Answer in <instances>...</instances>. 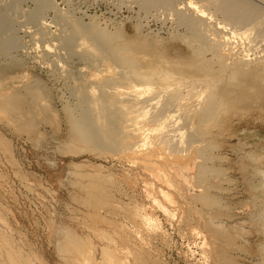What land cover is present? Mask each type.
Returning <instances> with one entry per match:
<instances>
[{"label": "rangeland", "instance_id": "374dc122", "mask_svg": "<svg viewBox=\"0 0 264 264\" xmlns=\"http://www.w3.org/2000/svg\"><path fill=\"white\" fill-rule=\"evenodd\" d=\"M10 1L11 6H13L12 9H15H13L14 11L11 9V16L8 18L7 28L9 30L11 25V29L9 31L4 29L0 32V83L7 87L6 93L10 95L13 91V87H9L8 85L10 83L15 84V79L16 81L21 80V82H19L20 85L39 81L40 91L43 94L41 98L44 97L45 100V104L43 105L45 109L44 113L48 115V113L51 114L52 112L53 116L51 114L48 117L52 116L50 118L53 119H49L48 122L37 125L39 132L45 134L44 139H42L40 133L37 135V133L30 134L25 131L17 132L14 131L12 126L7 125L8 123L15 122V120L27 117L26 115L28 114L25 113L23 107H17L15 110H8L4 117L0 118V132L7 139V142L0 139V264H73L68 259L62 258L57 250L58 244L64 242L65 238V242H68L67 239L72 234H78L79 237H84L86 246L92 244L94 254L91 256L95 264H110L106 259L108 253L103 254V256L100 253L103 246L113 249L122 261L125 260V264H139L132 250L142 251L140 245H145V250H147L148 253L150 252V254H148L144 251L143 254L146 258L143 257L142 260L145 262L147 261L149 264H264V258L261 259V263L259 262L260 254L264 255V236L262 234L258 235L254 228H252V225H250L254 219L263 218L264 212L262 213L261 211L259 214L258 210H256V206L252 203L251 188L247 180L248 173L253 175H258L259 173L245 172L243 170L244 168L239 164L242 158L250 157V154L246 153L249 150V144L252 143L254 151L259 154L262 153L259 152V150L264 151V110L257 108L262 101L258 100L253 103L245 100L241 104L235 103L230 105L229 103H225L226 106H221L222 97L219 94L216 98L217 100H215L214 107L208 109V106L207 108L204 106L205 109L204 112H202L203 109L201 110L200 108L206 103L202 100L203 96H201L202 99L200 101L195 99L192 102L188 101L189 103H186L190 104V106L185 104V106L189 108L188 110L181 108V110L174 112V118L176 117L177 120H179L181 117L177 126L185 125L184 128H187L184 134L186 137L184 138L191 136L190 139L196 138L204 141L203 144L205 143L201 145V147L205 149V157L204 159H198L196 163L203 164L206 170H209L210 176L208 180H203L200 186L196 183L193 191L202 193V196H205L206 186L216 180L213 183V187L210 188L211 190L209 193H214L215 195H212L213 197L211 198L216 197V195H219L217 197H220V200L221 197L223 198V200H221L222 203L216 201L219 203H217L218 205L221 204L222 211H219L220 206L215 204L211 208L219 209V212L212 209H209V212L211 214L216 213L217 215L219 213L221 220L225 221V223L222 224L225 225L224 227H228V229H231L229 227L253 229L249 232L250 237L248 235L245 236L246 240H244L243 237H238L239 243H241L240 247L238 244L233 243L231 246V240L228 241V243L226 242L227 246L225 249L227 250L228 259H222L219 263L217 261L214 262L213 259L211 260L209 253L206 252L207 248H205L204 256L207 259L210 258L209 260L211 261L209 262L208 260L207 262V259L202 255V249H200L202 239H194L188 232L191 230V227L195 226V222L185 217L182 219L183 221L179 220L182 218H180L181 212L186 211L185 209L175 207L176 210L172 211V214L175 215L171 216L175 221L172 220L173 222H171L170 220L167 221V218H165L163 214H158L159 212H154L153 209L150 210V208H148V206L150 207L153 204H148V200L145 198L146 193L143 191L144 186L142 184L133 183L136 178L134 177V179H132L135 175V169L133 168L134 162H129L127 158L116 160L113 157L114 155H111L113 152L112 150L111 153L107 149L101 152L98 151L100 154L102 153V155H100L91 148V145H88V147L87 143L84 144L85 146L81 143H76L77 146L81 144L82 150L85 149L80 153L79 150L76 149L77 147H72L74 143H70L71 148L66 145V143L70 142L69 134L74 122L73 118H76V120L79 119L77 122H80L87 111L90 112L91 108L93 110V103L89 105V102L93 99L92 95L94 92L88 87V82L86 81L87 83H85L80 77L86 73L88 74L91 68H95L94 64L91 65V63L88 62L89 58L90 60L96 61L95 57H101L99 55H102V53L98 55L96 51H93L94 49L90 51L92 47L90 50H87L89 48H87V46H89L87 44H89L90 41H92V44L94 41H97L95 37L99 38V36H101L102 38V36H105L102 38L104 42L105 38L109 39L110 37V40H113L111 43L113 44L114 42L113 46H121L126 44L125 42L127 41H130V43L132 42L131 44L133 45L131 46L141 43L146 47L145 49L150 52L160 53V55L163 53L162 57H157V60L188 59L194 65L189 67L185 73H176L175 76H177V79H182L183 82L186 81L184 82L185 84L189 83L188 85H190L194 83L199 89L205 81L215 83L219 78L220 80L223 79L222 81L232 79V83L236 81V78H238L237 76H245V73H238V66L241 67V69L239 68L240 70H245L247 67L245 62L254 64L264 60V0H247L253 5L255 4L258 9L255 18L256 28L254 27L251 29V33H249L251 36L249 38L250 40L246 37L241 40L240 37H238L232 38V41L226 40L225 35H230L228 32L236 25L233 23L231 24L226 16H223L225 13L219 9L218 6L222 3V0H210L208 5L205 6L202 4L201 0H197V4H201L200 6L205 12L210 13L206 14V17L202 16L203 19L195 12L196 10H193L194 8L192 9V7H188L186 4H179L180 6H177L178 9H173L169 7L167 3L161 4L154 0H147L146 2L144 0H0V8L7 4L10 5ZM44 1L47 3L49 2L48 5H46V2V4L43 3ZM17 2H20L17 4L18 6L16 5ZM217 2L221 3L217 4ZM14 3L16 6H14ZM44 5L45 7L43 8L42 6ZM36 8L41 14L38 13ZM35 12H37L36 14L39 16H35ZM195 18L202 19L203 21L206 19L204 25L207 27L205 29L208 30L202 28L200 30L201 33L200 31H196L199 33L198 34L194 31L193 34V30H190V28H192L190 25H192V21H194ZM43 20L48 22V27L41 28L39 22ZM82 31H84V33ZM90 33H92L91 38H94V41L89 38ZM49 34H52V37ZM83 34L84 36L89 34V36L87 35L88 37H84ZM197 34H201V37L197 36ZM48 35L50 37H47L49 40L54 38L46 44L44 39L45 36ZM214 35L215 37H213ZM67 38H69L68 40L70 41V51H68L70 48L65 47V49L63 47L64 44L61 42L62 39L66 40ZM197 38L200 39L198 40ZM72 39L76 41H74L75 44H72ZM224 39L227 42L224 41ZM78 42H82L83 44L85 42V44L82 45L80 43L79 46ZM111 43L106 45L111 46ZM225 43L230 44L233 50L230 46L228 49L226 48V52L224 48L226 47ZM48 44H50V46ZM104 45L105 43H103L100 48L104 50V57L109 58L113 54L110 50L112 47L109 46L108 48V46H106L105 50V47H103ZM208 46L215 47L218 54L212 52ZM221 46L223 48H221ZM79 48L85 51L82 50L81 52ZM194 50H199L200 52L202 50L205 51H203V54L198 55ZM78 52L82 54L78 55ZM83 52L88 53V56ZM94 53H96V55H93ZM207 57L208 59H206ZM79 58H81V61L78 60ZM206 63L208 64L206 65ZM234 63L237 66L233 65ZM164 65L171 67L168 64ZM209 66V69L213 71L211 70L210 72V70L207 69ZM211 66H213V68H211ZM222 66L226 67V70L222 71L223 73H219ZM100 67L105 68L106 66L101 65ZM103 68H101V70ZM231 68L233 69V73L230 72ZM234 69L237 70L235 71ZM176 71L178 70L175 69L172 73ZM259 72L262 74L252 73L251 76H264V70H259ZM208 73L210 75H208ZM106 74L107 72L105 71V75ZM34 75L37 78H35ZM231 76H234V78ZM85 77L82 79L86 80ZM118 77L119 75L116 78ZM32 79L34 80L32 81ZM101 79V82L95 83L96 86L100 83L103 85V79H107V76ZM197 81L202 83H200L201 86L199 83L197 84ZM85 84H88L87 90L92 92L85 90ZM101 84L99 86H102ZM79 86L85 89L82 90ZM189 88L182 87L184 91L189 90ZM168 90L169 89L160 87L156 89V93L154 92V94H152V96L157 95L156 98L151 99L149 101L150 103L148 102V109L150 111H156L158 109H154V107H160L159 109H161L163 97L166 99V95L162 94L159 97L158 95L161 93H168ZM95 92V96L101 93L99 90ZM109 92H113L111 89L108 90L107 96L110 97L112 94H109ZM84 94H87V97ZM88 94H91V96L88 97ZM116 97L117 96H114L111 103L116 101ZM153 100L155 101L154 103ZM151 103L153 106L155 104V106H150L152 105ZM37 104L38 103H35L38 108L39 104ZM197 104L201 106L197 108ZM86 105L88 107L90 106L89 109ZM247 105L249 106L247 107ZM175 106L176 103L172 105V110L174 111L177 109ZM192 107L198 110L195 111ZM205 110H208L206 114H204ZM184 111L186 113H184ZM118 113H116V115ZM201 113L204 116L201 115ZM190 117L193 118L192 121ZM192 124L194 127L191 126ZM23 125L24 123L22 126ZM59 126L60 130L57 129ZM132 129L133 128L125 130L123 135L132 134L133 136L135 131ZM183 130L184 129L181 131ZM175 137L176 139L177 137L179 138V136ZM37 138L39 140H37ZM68 139L69 141H67ZM129 140L136 142L137 139L134 140V138L130 139L129 137ZM72 148L77 152L74 153L73 151L72 153V151H70ZM103 156H106L107 159ZM77 163L85 164L86 166L78 167L76 165ZM218 175L219 177L216 178ZM89 180H91V182ZM88 183L94 184L95 186L93 188L97 190H101L102 188L104 192L101 190L103 193L101 198L103 200L105 197L106 201L109 202L103 200V204L93 210V203L90 205L87 202ZM176 200L178 201V199ZM201 203L202 201L198 200L195 206L200 208ZM88 205L90 207H87ZM144 206L147 207L148 212L151 211L150 214H152L155 219L157 218L160 223L159 225L164 231L166 230L164 235L157 236V233L155 234L151 228L144 227L140 222V218L134 215L136 212L135 209L138 207L144 208ZM94 211L97 215L96 218L90 214L92 212L94 215ZM226 215L228 216L226 217ZM179 221L181 222L179 223ZM188 221L191 223L190 225L187 223ZM239 230L241 231L242 229ZM231 233L233 235L236 234L234 230L231 231ZM133 234L136 235L133 236ZM138 234H141L139 235L141 238L137 236ZM8 241H10L9 243L11 244L13 243L14 247L16 246L15 249L21 246L19 247L20 251L21 248L23 249L21 255L25 254L23 256H27L24 257L26 258L25 260H20V258L16 259L12 255L8 247ZM135 241L136 244L134 243ZM120 248L122 249L120 250ZM214 256H216V254ZM202 257L206 261L202 259ZM128 260H130V263ZM153 260L157 263H152ZM74 264L82 263L77 260Z\"/></svg>", "mask_w": 264, "mask_h": 264}, {"label": "bare ground", "instance_id": "6f19581e", "mask_svg": "<svg viewBox=\"0 0 264 264\" xmlns=\"http://www.w3.org/2000/svg\"><path fill=\"white\" fill-rule=\"evenodd\" d=\"M15 1H21V0H15ZM144 1L146 2L147 0H144ZM154 1L155 2L158 1L161 4L167 3L169 5V7L173 8V9H175V8L178 9L177 6L179 4L180 5L186 4L188 7H192V9L194 8L193 10H196L195 12L198 15H200V18H202V19H203V17H206V14L209 13V12L208 13L205 12V10L200 6L201 4L200 5L197 4V2H196L197 0H195V1L194 0H154ZM201 1H202V4L205 6V5H208L210 0H201ZM212 1H214V0H212ZM217 1H219V0H217ZM45 2L46 1H44L43 3H45ZM215 2H212V3H215ZM221 2H220L221 4L218 2H217V4H220L218 6L219 9L222 10L223 13H225V15H223V16H226V18L231 22V24L233 23L234 25H236L233 28H231L230 32H228V33H230V35H228V36L225 35L226 36L225 39L229 40V41L232 38L234 39V38H238V37H240L241 40L244 37L249 39L251 37L249 34V33H251V29L254 27L256 28V22H255L256 19L255 18H256V15L258 13V9L256 8L255 4L253 5L250 1H247V0H222ZM18 3H20V2H17L16 5ZM48 3L46 5H48ZM151 3H153V2H151ZM16 5L14 3V6H16ZM12 7L13 6H11V1H10V5L7 4L6 6H3L2 8H0V32H2L4 29H7L6 31H9L11 29V25H10L9 30L7 28V25H8V18L11 16L10 12H11ZM42 7L44 8L45 5ZM48 7H50V6H48ZM168 9H170V8H168ZM42 10H44V9H42ZM174 11H176V10H174ZM36 13L37 12H35V14L34 13L33 14L35 16H39ZM38 13L41 14V12H39V10H38ZM179 13H180V11H179ZM67 14H68V12H67ZM258 15H260V14H258ZM261 18H262V16H261ZM202 19H196L195 18V20L192 21V25H190V27H192V28H190V30L191 29L193 30V34H194V31L196 32V31H200L202 28L203 29L207 28L206 25H204L206 19H204L205 21H203ZM33 21H35V20H33ZM260 23H261V21H260ZM39 24H41V28L48 27V22L45 20L40 21ZM222 27H224V26H222ZM205 30H208V29H205ZM82 32L84 33V31H82ZM196 33H198V32H196ZM200 33H201V31H200ZM91 34L92 33H90V37H89L90 39H92ZM198 34H197V36L201 37V34L200 35H198ZM49 35L51 36L52 34H49ZM49 35L45 36L44 41L46 44L48 42H50V40L52 41V39L54 38L53 37L49 40L47 38V37H49ZM87 35L89 36V34H86V36ZM94 35H96V34H94ZM71 36H70V39H71ZM83 36H84V34H83ZM86 36H84V37H86ZM104 37L102 36V38H104ZM213 37H215V35ZM95 38L97 39V41H96L97 43L94 41L95 39L93 38L92 39L94 41L93 44H92V41H90L89 44H87L89 46L86 45L87 48L89 47L87 50H90V48L92 47L90 51H92L94 49L93 50L94 52L96 51V53L98 55L100 53H102V55H99L101 57L97 56L98 58L95 57L96 61L90 60V58H89L88 62H90L91 65L94 64L95 68L94 67L91 68L89 70L88 74L87 73L84 74L86 77L83 75L86 80L82 79V78H84L83 76H81L80 79L83 80L85 83L88 82V84H89L88 87L90 88V90H92L94 92V94L96 93L95 92L96 90H99L101 93L99 95H96V96L92 93L93 99L91 101L90 100H88V101H90L89 105L91 103H93L92 104L93 110L91 108L92 111L91 110H90V112L87 111V113L84 115V118L81 119L80 122H77V120H79V119L76 120V118H73L74 122H73V125L71 128V132L69 134L70 142L66 143V145L71 148L70 143L71 142L74 143V144H72V147H77L76 149L79 150V153H80V152L85 150V149L82 150L81 144L84 145L87 143V146L91 145V148L94 149L95 151H97V153H99L98 151L101 152L102 150L107 149L110 151V153L113 151L111 153V155L113 154L114 155L113 157L116 160H119L120 158H127L129 160V162L130 161L134 162L133 168L135 169V175L132 177V179H134V177H136V178H135L133 183L134 184H142L144 186L143 191H145V193H146L145 198L148 200V204L149 203L153 204L150 207L148 206V208H150V210L153 209L154 212L155 211L159 212L158 214H163V216L165 218H167V221L170 220L171 222H173L172 220H174L171 216L175 215V214H172V211L176 210L175 207H179L180 209H185L186 211L181 212L180 218L181 217L182 218L179 220H182L185 217L186 219H191V220H193V222H195V226L191 227L190 228L191 230L188 232L190 233L191 236H193L194 239H202L201 248H200V249H202V255L204 256L205 250H206L205 248H207L206 252L209 253L211 260L213 259L214 262L217 261L219 263L222 259L223 260L228 259V256L226 253L227 250L225 249V247L227 246L226 242L228 243V241L231 240L232 241L230 243L231 246L233 244H238L240 247L241 243H239V238L243 237L244 240H246L245 236L246 235L249 236V232H251L253 230L252 228H254L255 232L258 235L262 234L264 236V217L263 218H257V219L253 218L254 220L252 219L253 222H252V224H250V225H252V228H250V229H245L244 227L239 228V229H242L241 231H244V229H245L244 232H241L236 227H234L236 229H234L233 227H229L231 229H228V227H224L225 225H223L222 223H225V221L221 220V217H219V213H218L219 211H222L221 204L220 205H218V204L222 203L221 200H223V198L221 197V200H220V197H217L219 195H216V197H214L215 199L211 198V197H213L212 195H214V193H209L211 190L210 188L213 187V183L216 180H214L213 183H209L206 186L205 196H202L203 195L202 193H196L195 191H193V188L196 186L195 185L196 183H198V186H200L201 182L203 180H208L209 176H210L209 170H206V168L203 164H199V163L197 164L196 163L198 159H204V157H205L204 156L205 155V153H204L205 149H203V147H201V145L203 144L204 141L193 138V137H192L193 139H190L191 136L188 138H184V137H186L184 134H185V131L187 128H184L185 125L177 126L181 120L180 116H179L180 119L178 117L179 120H177L176 117L174 118V116H175L174 112L181 110V108L188 110L189 108H187L185 106V104L188 101L192 102L195 99H198L200 101L203 98L202 100L205 101L206 104L200 108L201 110L203 109L202 112H204V109H205L204 106H206V108L208 106V109L214 107L215 100H217L216 98L219 94L222 97V99H221V97L219 96L221 99V106L225 105V103H229L230 105H233L235 103L241 104L245 100H247V102H253V103H255L259 100V101H262V103L259 104L257 108L258 109L261 108V110H264V82H263L264 76H261V75H252L251 76L252 73L262 74L259 72V70H264V60L258 61L254 64H251L249 62L248 63L245 62V65H247L246 69L244 68L245 70H240L241 67L238 66V68H237L238 73L239 74L245 73V76H237L238 78H236V81H234L232 83H231L232 79H229L228 81H222L223 79L220 80V78H219V80L217 79L218 81H215V83L205 81L203 83V85L201 86L200 85L201 82L199 83V81H197V84L199 83V85L201 86V88L199 89L194 85V83H191L190 85H188L189 83L185 84L184 82H186V81L183 82L182 79H180V78L177 79V76H175L176 73H181V72L185 73V71H187L189 69V67L194 65L188 59L182 58L183 60L182 59H179V60H173V59L157 60V57H162L163 53H162V55H160V53L150 52L147 49H145L146 47L141 43H137L134 46H131V45H133V44H131L132 42L130 43V41H127V42H125L126 44H123L121 46L116 45L119 47L118 48L116 46H113L114 42H113V44L111 43L113 40L111 41L110 37H109V39L105 38L104 39L105 42L102 40L101 36H99V38H101L100 40H98L99 38H97V37H95ZM253 38H254V36H253ZM68 39L69 38H67L66 40L62 39V41H61L64 44L63 45L64 48L65 47L67 48L70 46L69 45L70 41ZM74 39H72L73 41H71L72 44L75 41ZM197 39L199 40L200 38H197ZM225 39H224V41H226ZM83 40H81V41H83ZM192 40H194V39H192ZM88 41H85V42H88ZM9 42H11V41H9ZM85 42H84V44H85ZM78 43H79V46H80V43L82 45H84L82 42H78ZM103 43H105V45L103 46V47H105V50H106V46H108V48L110 46V45H106V44L111 43L110 47H112V48L110 50L113 52V54L112 55L110 54L111 57H109V58L104 57V55H103L104 50H101V48H100V46L103 45ZM204 43H206V42H204ZM72 44H71V46H72ZM48 45L50 46V44H48ZM79 46H77V47H79ZM225 46L226 47H224V48L226 50V48L228 49L231 45L228 43H225ZM9 47H11V46H9ZM205 47H206V45H205ZM208 48L211 49L212 52H214L215 54H218L215 47H213V46L209 47L208 46ZM221 48H223V47L221 46ZM231 49L233 50L232 46H231ZM70 50H71V48L68 51H70ZM82 50L80 49L81 52H82ZM83 51H85V50H83ZM203 51H205V50H202L201 52L199 50H194V52L198 53V55L203 54ZM81 52L80 53L78 52L79 54L78 53L77 54L80 55V54H82ZM226 52H227V50H226ZM68 53H70V52H68ZM96 53H94L93 55H96ZM231 53H232V51H231ZM84 54L85 55L87 54V56H88V53L85 52ZM91 57H94V56H91ZM188 57H189V55H188ZM209 57H211V56H209ZM232 57H234V56H232ZM246 58H247V56H246ZM80 59L81 58H79L78 60L81 61ZM206 59H208V57ZM206 59H204V60H206ZM219 59H220V57H219ZM244 60H245V58H244ZM57 61H59V60H57ZM82 61H84V60H82ZM209 61H210V59H209ZM241 61L243 62L242 59H241ZM246 61H247V59H246ZM236 62H238V61H236ZM242 62H241V64H242ZM55 64H57V63H55ZM164 64H168L171 67H167ZM207 64L208 63H206V65ZM101 65H104L106 67L105 68L100 67ZM233 65H235V63ZM235 66H237V65H235ZM222 67H221V71H219V73L226 70L225 69L226 67H224V66H222ZM101 68H103V69L101 70ZM209 68H210V66L207 69L210 70ZM211 68H213V66H211ZM79 69H83V68H79ZM175 69H177L178 71H176L175 73L174 72L172 73V71ZM211 70H210V72H211ZM105 71L107 72L108 75L107 74L105 75ZM232 71H233V69L231 68L230 72H232ZM103 72H104L105 76L103 75ZM63 74H65V73H63ZM118 75H119V77L116 78ZM208 75H210V74L208 73ZM26 76H27V74H26ZM67 76H68V74H67ZM106 76H107V79H105V80L103 79L104 84L102 85L100 83L102 86H99L100 84L97 86L95 85V83L101 82V80H102L101 78H103V77L106 78ZM34 77L37 78L35 75H34ZM197 77L200 78L199 76H197ZM231 77L234 78V76H231ZM183 78H185V77H183ZM221 78H222V76H221ZM34 79H32V81ZM37 80H35V81H37ZM191 80H193V79H191ZM10 81H12V80H10ZM14 82H15V84L10 83L8 85L9 87H13V91L10 93V95H8L6 93L7 87L3 86L4 84L2 85L0 83V118H3L8 110H15L17 107H23L25 109V113L28 114V115H26L27 117L15 120V122L8 123L7 125L12 126L14 131H17V132L25 131V132L30 133V134L37 133V135H38V133H40V132L37 128V125L42 124L43 122H48L49 119L50 120L53 119V118H50L53 116L52 112H51L52 116H50V117H48L49 115H51L50 113H48V115L44 113L45 109L43 108V105L45 104V100H44V97L41 98V96H43V94L40 91L39 81L35 82V83L30 82V84H27L24 81V83H25L24 85L19 84V82H21V80L16 81V79H15ZM77 82H78V80H77ZM194 82H196V81H194ZM87 85L85 84V86H84V87H86V89L84 87L82 88L81 86H79V87H81L82 90L85 89L86 91H89V90H87ZM158 87L164 88V89H169V90H168V93H161L158 95V97L161 96L162 94L166 95V99L163 97V100H162L163 103H162L161 109H159L160 107H154L155 104L153 106V104L151 103L152 105H150V106H153L154 109L155 108H158V109L156 111L155 110L150 111L148 109V106L150 103L149 101L151 99L156 98L157 95L152 96V94H154V92L156 93V89ZM182 87H187V88L190 87V88H189V90L184 91L182 89ZM109 89H111V91L113 92V93L109 92V94H112V95H110V97L107 96ZM92 91H89V92H92ZM84 95L86 96L87 94H84ZM90 96H91V94H88V97H90ZM114 96H117L115 98L116 101L111 103ZM201 96H203V97L201 98ZM158 97H157V99H158ZM39 98H41V99H39ZM161 98H160V100H161ZM164 99H165V101H164ZM155 101H156V99H155ZM155 101L153 100V103ZM35 103L39 104L38 108L36 107ZM156 103H158V102H156ZM175 103H176L175 107L177 109H175V111H174V110H172V105ZM198 104H197V108H199L201 106ZM186 105L190 106V104H186ZM66 106H67V104H66ZM156 106H157V104H156ZM221 106H219V107H221ZM248 106L249 105H247V107ZM89 107H88V109H89ZM83 109H84V107H83ZM192 109H194V107H192ZM197 110H195V111H197ZM207 111L208 110H205L204 114H206ZM116 113H118V114L116 115ZM184 113H186V112L184 111ZM190 114H191V112H190ZM201 115H203V114L201 113ZM195 116H196V113H195ZM195 116H194V118H195ZM203 116H201V117H203ZM190 118H189V121H190ZM192 120H193V118H191V121ZM54 121H55V118H54ZM23 123H24V125L22 126ZM51 123H53V122H51ZM191 123H193V122H191ZM57 125H58V123H57ZM191 126L194 127L193 124ZM130 128H133L132 130L135 131L134 135L133 136H132V134L123 135L125 133V130H128ZM57 129L60 130V126ZM182 129H184V130L181 131ZM188 129H189V127H188ZM40 135H41V138L44 139L45 134H43L41 132ZM175 136H179V138L177 137V139H176ZM129 137H130V139H133V138H134V140L137 139L136 142L130 141ZM0 139L7 142V139L1 134V132H0ZM1 140H0V142H1ZM37 140H39V139L37 138ZM67 141H69V139ZM200 142H202V143H200ZM76 143H81V144L79 146H77ZM248 147H249V150L246 153L250 154V157L242 158L239 161V164H241V166L244 168L243 170L245 172L259 173L258 175H253V174L248 173L247 180H248V185L251 188V196H252L251 201L254 204V206H256V210H258V212L260 214L261 211H262V213L264 212V151L259 150V152H262V153L261 154L257 153L256 151H254V146L252 143L249 144ZM63 149H64V146H63ZM65 149H66V147H65ZM73 149L74 148H72V150H70V151H72V153H73V151H74V153L77 152L76 150H73ZM155 150H156V152H155ZM207 154H208V152H207ZM100 155H102V153ZM104 155H106V154H104ZM103 157H106V156H103ZM106 159H107V157H106ZM199 162H200V160H199ZM80 164L77 163L76 165L78 167L86 166L85 164H81V165ZM88 167H90V166H88ZM78 172H79V170H78ZM80 172H82V171H80ZM78 175H80V174H78ZM218 177H219V175L216 176V178H218ZM78 178H80V177H78ZM89 181L91 182V180H89ZM106 182H107V180H106ZM87 185L89 186L88 187L89 191L87 190V195H88L87 202L90 205L93 203L92 209L95 210L96 207L103 204V200L106 201L105 197L103 200L101 198V196L103 194L102 192H104V191L102 188H101L102 192L100 189L97 190L96 188H93L95 185L92 183H88ZM100 186H101V184H100ZM31 187H32V185H31ZM221 196H223V195H221ZM109 197H110V195H109ZM216 198H217V200H216ZM176 199H178V201ZM198 200L202 201L200 208L195 206V203ZM216 201H218L219 203ZM106 202H109V201H106ZM215 204L220 206V208L218 207L220 209V210L218 209L219 211L215 208L214 209L211 208ZM84 205H85V203H84ZM109 205H110V203H109ZM87 207H90V206L88 205ZM92 209H91V211H92ZM209 209L217 210L218 212L217 211L216 212L218 213V215L216 213L211 214L209 212ZM212 210H211V212H212ZM256 210H254V211H256ZM135 211H134L135 212L134 215L136 217L140 218V220H141L140 222L142 223V225H144V227L151 228V230H153L155 232V234L157 233V236L158 235H164L166 233V230L164 231V229L159 225L160 223L157 220V218L155 219L152 216V214H150L151 211L148 212V209L146 206H144V208L138 207L137 209H135ZM90 214L94 218L97 217L96 212L94 215L92 212ZM252 214H254V213H252ZM227 216L228 215H226V217ZM251 216H250V220H251ZM87 218H89V217H87ZM89 219H91V218H89ZM191 220H190V222H191ZM180 222L181 221H179V223ZM185 222H186V220H185ZM190 222L188 221L187 223H189V225H190L192 223V222L191 223ZM189 225H188V227H189ZM230 226H231V224H230ZM232 226H235V225H232ZM240 226H242V225H240ZM140 227H141V225H140ZM138 228H139V224H138ZM134 229H137V228H134ZM142 230H145V229H142ZM233 230H234V233H236L234 235L231 233V231H233ZM131 231H132V229H131ZM186 234H187V232H186ZM135 235L133 234V236H135ZM139 235H141V234H138L137 236H139ZM125 238H127V237H125ZM142 238H143V234H142ZM65 240H66V238H65ZM65 240H64V242L58 244V246H57L58 253L60 254V256L62 258L68 259L73 264L75 262H77V260H78V262L80 261L82 264H95V262L91 256L94 254V250H92L93 246H92V244H89L86 246L84 237H82V236L79 237L78 234H74V235L72 234L67 239L68 242H65ZM140 240H142V239H140ZM127 241L129 242L128 239H127ZM9 242L10 241H8V247H9L12 255L16 259L20 258V260H25L26 258H24V257H27V256H23L25 254L21 255V253H22L21 251L23 250L21 248V251H20L19 247H21V246H19L18 248L15 249L16 246L14 247L13 243L11 244ZM252 242H253V240H252ZM134 243L136 244V241ZM127 245H128V243H127ZM205 245H206V247H205ZM136 246H138V245H136ZM140 248L142 249V251L140 249H139L140 251L134 250L135 252L132 250V252L135 255L136 261L138 260L139 264H149V263H147V261L146 262L142 261L143 257H145V255L143 254L144 251H146L148 253V251L145 250L146 249L145 245L144 246L140 245ZM121 249L122 248H120V250ZM224 249H225V251H224ZM246 250H247V248H246ZM100 253L102 256H103V254L108 253V256L106 259L108 260V262L110 264H125V260L122 261L121 258L114 252V250L109 248V247L103 246L101 248ZM148 254H150V252ZM215 254H216V256H214ZM131 256H132V254H131ZM204 258L207 259L205 256H204ZM204 258L202 257V259H204ZM263 258H264V255L260 254V261H259L260 263L262 262L261 259H263ZM209 259L210 258L207 259V262ZM128 261L130 263V260H128ZM153 262H156V261L153 260L152 263ZM209 262H211V261L209 260ZM209 264H211V263H209Z\"/></svg>", "mask_w": 264, "mask_h": 264}]
</instances>
